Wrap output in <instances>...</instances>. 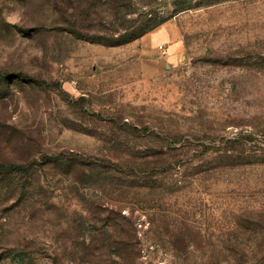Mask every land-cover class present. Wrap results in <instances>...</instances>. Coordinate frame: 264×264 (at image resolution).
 I'll list each match as a JSON object with an SVG mask.
<instances>
[{
  "label": "rangeland",
  "instance_id": "rangeland-1",
  "mask_svg": "<svg viewBox=\"0 0 264 264\" xmlns=\"http://www.w3.org/2000/svg\"><path fill=\"white\" fill-rule=\"evenodd\" d=\"M0 264H264V0H0Z\"/></svg>",
  "mask_w": 264,
  "mask_h": 264
},
{
  "label": "trees",
  "instance_id": "trees-1",
  "mask_svg": "<svg viewBox=\"0 0 264 264\" xmlns=\"http://www.w3.org/2000/svg\"><path fill=\"white\" fill-rule=\"evenodd\" d=\"M187 9H183L182 11H185ZM162 23L159 24H155L152 28H150L149 30H147L146 32H140L137 35H123V36H108V37H104V38H98V37H92V41L98 44H102V45H109V46H120L123 45L124 43L130 42L138 37H141L143 34L148 33L149 31H152L154 29H156L158 26H160Z\"/></svg>",
  "mask_w": 264,
  "mask_h": 264
}]
</instances>
